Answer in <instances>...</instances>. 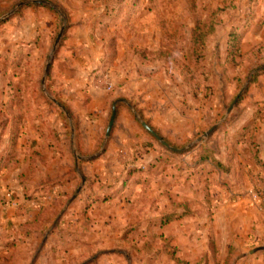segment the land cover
<instances>
[{"label": "rangeland", "instance_id": "374dc122", "mask_svg": "<svg viewBox=\"0 0 264 264\" xmlns=\"http://www.w3.org/2000/svg\"><path fill=\"white\" fill-rule=\"evenodd\" d=\"M20 3L25 4L17 9ZM9 13L0 21V150L12 142L10 129L21 115V148L30 152L29 164L45 172L49 163L62 171L67 161L73 168L56 173L61 186L54 194L52 182L37 184L29 172H14L29 166L27 158L22 164L0 163L5 166L0 172V264H83L100 249L110 255L85 264H174L178 254L201 257L204 251L208 262L201 264H225L227 244L217 228L220 219L215 223L221 189L237 191L235 196L244 191V198L264 204V181L256 174L264 167L251 147L252 119L259 118L256 124L264 120V0H0V18ZM210 27L215 33L202 45ZM234 36H239L241 55L229 54L238 45ZM118 100L114 129L105 142ZM141 121L180 151L165 148ZM29 146L41 148L46 158L51 147L55 162L39 152V158L34 156ZM204 151L218 160L235 156L229 164L235 165L234 173L214 163L198 164ZM77 155L95 157L86 161ZM77 169L88 180L73 198L81 185ZM92 182L118 189L113 202L95 214L112 224H98L91 237L108 241L65 250L64 239L81 234L73 231L72 220L85 216L91 222L92 201L82 206L81 196ZM175 204H187L175 208V219L185 223L160 224ZM26 216L29 220L22 221ZM204 220L206 237L203 227H196ZM180 230L192 233L191 242H173ZM145 241L151 243L148 252ZM244 250L235 248L229 264H236ZM2 256L11 260L6 263Z\"/></svg>", "mask_w": 264, "mask_h": 264}, {"label": "crops", "instance_id": "0c3cea01", "mask_svg": "<svg viewBox=\"0 0 264 264\" xmlns=\"http://www.w3.org/2000/svg\"><path fill=\"white\" fill-rule=\"evenodd\" d=\"M252 120H253V129H252L253 140L251 142V147L256 151L255 154L257 156L258 161H260V163L264 164V120L262 121V123H258V124H256L257 122H259V118L257 116H254ZM21 122H22V118H21ZM21 122L19 124V130L21 127ZM23 123H25V119L23 120ZM7 127L8 126L5 125L4 129H6ZM29 127L33 128L30 125H29ZM256 127H257V129H256ZM40 131H43V130L40 129ZM22 133H23V129L21 132L18 133L15 140H13L14 142L12 141L10 143L7 141L6 145L1 147V150H0V159L2 158L1 164L3 162H5L7 159H8L7 163L8 162L12 163L11 162L12 156L8 155V153H11V150L9 149L10 147L13 150L12 155H13V157L15 159L14 161H16V163H18V162L21 164L24 163V157H25V159L26 158L28 159L26 161V163L28 162L27 164H29L30 159H31L30 158L31 157L30 152L27 155V154H25V152H23L24 149L21 148L22 143H21V137L20 136H22ZM6 137H8V135ZM29 148H30V151L32 150L31 153L34 154V156L35 155L37 156L40 154L43 156V154L40 150L41 148H37L36 146H29ZM52 150L53 149L51 147H49V151L46 152L49 155L48 162L49 161L55 162V161H53L54 154L52 153ZM22 155H23V160L20 159ZM43 157L45 159H48V158H46V155H44ZM227 158L223 159V160L221 159V161L223 163L229 162L230 164H233L236 162L234 160L235 156H232V154L229 155L228 159ZM249 160L250 159L248 157L247 163L250 165L251 160L250 161ZM86 161H90V160H86ZM64 164L66 165V167L64 169H61L62 171H60L57 164L50 166V163H49V168L45 172V171H43L44 169L42 168L41 165L37 166V164L34 163V167H33V164H29V166H27L25 168L18 167L19 166L18 165V166H16V167H18L17 169H15L16 167H14V169H15L14 172H18V176L20 174H27L29 172L32 177H34V178L36 177L37 184H38V183H41V181L46 179V178H52V179L57 178V177H55L57 172H66V174H67L68 171L73 168V167H69L67 161H65ZM253 165H254V163H253ZM4 167L5 166H0V172L5 171ZM234 167H235V165H233V168L232 167L230 168L229 172L234 173V171H235ZM254 169H259V168H258V166H254ZM252 171L254 173H256V170H252ZM77 172L80 176L84 177V175H81L79 173L78 169H77ZM247 174L244 173V180H248ZM256 174L259 177V179L264 181V170L259 169ZM46 175H49V176H46ZM2 177L6 178V175H4ZM12 178H13V176H12ZM85 179L88 180L86 177H85ZM68 181H69V179H68ZM15 182L16 181L14 180V182H12V185H14ZM246 184L248 185V182ZM49 185L53 186L52 192L55 194V191H53V190H57L58 188H60L61 183H58L56 181L55 183L52 182ZM91 185H92L91 186L92 188H90V191L87 193L86 197L81 196V199H83V200H81L82 203L80 202L83 206V204L86 201L87 202L92 201L91 208H90L92 210H90V213H88V217L91 218V222H89V224H85V219H84V221H81L80 218H75L72 220V224L74 225V227H72V228H74L73 231L74 232L77 231L76 232L77 234L78 233H81V234L76 235L75 238H65L63 241V244L67 246L66 248H64L65 250L69 246L76 245L77 243L80 246L91 245L93 247H95V246L101 247L102 244L105 245L106 242L108 241V240H103V242L100 241L101 242L100 243L99 241H96L95 239H93V237H91L92 233L96 231L98 224H100V226L105 227V228L108 227V225L112 224L111 220H108V219L99 218V220H98L97 219L98 216H95V214L98 215V213L105 210L110 205L109 204L110 202H113L114 197H116V195H117L118 189L117 190L112 189L110 184L105 185L103 188L101 187V185L100 186L94 185V187H93V182L91 183ZM221 185L223 186L225 184H221ZM221 188H223V187H221ZM221 192L222 193L219 197L220 206H218L219 207L218 210L215 209L216 214H217L216 218L218 217L217 220L215 221V223H217L218 219H220L219 223L217 224V228H219L220 233L222 235L221 242L227 244V249L225 252L224 261L228 255L230 249H232L234 252V249L238 248V250H242V249H245V250H244V253H242L240 255L237 254L236 260L238 259V261L236 262V264L239 261H240V264H264V250L254 252V253H256V255H252L254 253H251L252 250L258 248V247H256L257 245L264 244V204L261 202L260 198H258V200H256V199L255 200H252V199L248 200V198H246V197L244 198V196H243L244 191L238 192V196H235V195H237V193H235L237 191H230L229 192L228 190L221 189ZM94 197L100 198L101 201H94L93 200ZM85 205H86V203L84 204V206ZM215 210H213V211H215ZM91 211L94 214V219L91 216ZM206 211H208V209H206ZM192 212H196V209H192ZM84 218H85V216H84ZM26 220H29L27 216L24 217V219H22V221H26ZM173 221H174L173 222L174 227L177 225H178V227L179 226L181 227V224L185 223V221H182L181 219H175ZM190 224H192V222ZM196 227H203L200 232L203 234L204 237L207 236L206 228H208V225L206 224L205 220L202 222V224L197 223ZM203 229H205V231ZM191 234H192L191 232L189 234H186L184 231L181 232V230H180L179 235H178V233L174 234L173 242H175V244H177V245L181 244V240L182 241L188 240L189 242H191V240H190ZM117 239H122V238H117ZM245 246L247 248H245ZM179 247H181V246H179ZM247 253L250 254L249 257L246 256ZM105 255H110V253L108 251H106L105 249H103V250L100 249V251H98L95 255L88 257V259H86L87 257H85L86 260L84 259L85 261L83 264H85L87 260H95V259H97L98 256H101L103 258ZM205 255H206V251H204V253L202 254L201 257H196L194 252L193 253L190 252V253L182 254V255L178 254V257L181 260L188 262L189 264H196ZM198 259H199V261H198ZM233 264H235V263H233Z\"/></svg>", "mask_w": 264, "mask_h": 264}, {"label": "trees", "instance_id": "16d2710c", "mask_svg": "<svg viewBox=\"0 0 264 264\" xmlns=\"http://www.w3.org/2000/svg\"><path fill=\"white\" fill-rule=\"evenodd\" d=\"M206 33H205V35H206V39L203 41V44L202 45H204V43H205V41L208 39V38H210L211 36H213V34L215 33V29H214V27H210L209 28V30H207V31H205ZM234 40H235V42L237 43L238 41H239V36H234ZM230 44V43H229ZM238 45H233L231 48H230V51H229V54L230 55H233V54H238V55H241V49H240V46H239V42L237 43ZM230 46V45H229ZM233 56H236V55H233ZM241 99V98H240ZM20 122H21V115H17V117L14 119V122H13V126L11 127V129H10V131H11V135H10V140H15V138H16V136L18 135V133H19V124H20ZM7 124V121H6V123L4 124V127H5V125ZM14 142V141H13ZM10 150H11V153H8V155L9 156H12V160H11V162H12V164H16V161H14L15 159H14V157H13V155H12V153H13V150H12V148L10 147L9 148ZM254 158H256V160H257V163H259L261 166H263L264 167V164H262V163H260V161H258V159H257V156H255ZM1 160H2V158L0 159V163H1ZM214 163L215 164V167L216 168H218V169H221V170H223L224 172H229L230 171V166H229V162H227V163H223L221 160H218L216 157H213V156H211L210 155V153L209 152H206V151H204L200 156H199V159H197V163L198 164H203V163ZM33 168V167H32ZM54 182H53V181ZM56 178H47V179H44V180H42L41 181V185H43V184H46L48 181H50V182H53V183H55L56 181ZM93 200L94 201H101V199L100 198H97V197H94L93 198ZM178 207H187V204L186 205H181V204H175L174 205V207H173V209H172V211H170V212H168V213H166L165 215H163L162 216V218H161V220H162V225H164V224H168V223H170V222H172L173 220H175V218H176V213H175V208H178ZM185 214L187 215V214H189L188 212H185ZM40 216H37L36 217V219L34 218L32 221H31V223L32 222H36L37 221V219L39 218ZM27 224H30V223H27ZM26 224V225H27ZM85 224H89V219L87 218V217H85ZM154 237V236H153ZM158 237H160L161 239L162 238H164V236L163 235H160V236H157V238ZM156 239V238H155ZM150 242H148V241H145L144 242V245H143V248L146 250L145 252H148L149 251V248L151 247L150 246ZM12 246H15V244H11ZM166 248V247H165ZM175 250V249H174ZM176 251V250H175ZM233 253V250L232 249H230L229 250V253H228V255H227V257H226V259H225V264H229V262H230V260L232 259V253ZM216 253H214V255H215ZM1 259H2V261H6V263L8 262V261H10L11 260V258H7V259H5L3 256L1 257ZM174 260H175V262H174V264H189L188 262H186V261H183V260H181L179 257H177V256H175V258H174ZM208 255H205L199 262H197L196 264H201V263H207L208 261Z\"/></svg>", "mask_w": 264, "mask_h": 264}, {"label": "water", "instance_id": "95a60500", "mask_svg": "<svg viewBox=\"0 0 264 264\" xmlns=\"http://www.w3.org/2000/svg\"><path fill=\"white\" fill-rule=\"evenodd\" d=\"M35 2V1H34ZM25 3H20L17 7V9L19 7H21L22 5H24ZM12 13H9L7 15H5L4 17L0 18V21L4 20L5 18H7L8 16H10ZM65 32V25H63L60 29V32L55 40V44H54V48H53V53L54 54L58 48V45L60 44L61 40H62V37H63V34ZM51 62H52V56L50 57L47 65H46V69H45V77L44 79L47 77V75L49 74L50 72V67H51ZM43 79V80H44ZM245 88H243V90L237 95V97L234 99V101L232 102V104L230 105V107L227 109V112L226 114L228 115L231 110L233 109L234 105L237 104V102L239 101V98L240 96L242 95L243 91H244ZM52 101L63 111V113L65 114L66 118L67 119H70V114L68 112V110L62 105L60 104L58 101L52 99ZM122 100H118L116 101L113 106H112V111H111V115H110V118H109V122H108V125H107V129H106V133H105V142L106 140H108L110 137H111V134H112V130L114 128V125H115V121H116V117H117V105L118 103H120ZM141 125L144 129H146L149 133H151L165 148L171 150V151H180L179 149H176L174 147H172L170 144H168L165 140H163L154 130L151 129V127H149V125L144 122V121H141ZM219 126V124H216L214 126H212L202 137H200L197 141H201L203 139H205L206 137H208L217 127ZM72 130V139L74 137L73 135V128H71ZM101 153V151L98 153V155ZM95 156H91V157H81L80 155H77V159L78 160H83V159H93ZM86 182V179L85 177L81 176V185L78 187L75 195L73 196V198L76 197L77 194L80 193V191L82 190V187L83 185L85 184ZM260 250H264V246L262 247H258L254 250L251 251V253H254V252H257V251H260Z\"/></svg>", "mask_w": 264, "mask_h": 264}]
</instances>
